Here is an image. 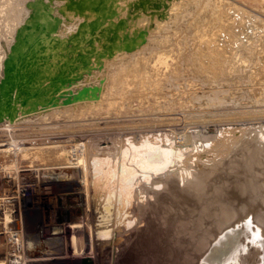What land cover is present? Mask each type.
Wrapping results in <instances>:
<instances>
[{"label":"bare ground","instance_id":"obj_1","mask_svg":"<svg viewBox=\"0 0 264 264\" xmlns=\"http://www.w3.org/2000/svg\"><path fill=\"white\" fill-rule=\"evenodd\" d=\"M30 1L31 0H0V81L3 77L4 60L16 41L15 37L19 28L27 23L28 15V17H30L31 14H34L32 22H41L49 31L56 28V26L51 23L48 5L53 2V0H45L46 2L37 0L33 3V10L29 11L26 8V4ZM120 1L121 0H61L56 2V5L60 6L64 13L62 17L64 21L58 33H49L43 38L47 56L51 54L55 56L59 55L58 58L60 59L61 54H63L60 53V51H65L67 49L69 38L80 31L81 27L86 25L83 28V32L93 30L94 33H96L97 28L100 29L101 27V32L95 34L96 37L93 40V45H86V43L92 39L89 34L86 35L83 42L81 40L80 42L75 41L74 46L69 45L72 49L73 47L79 48V46V49H82V51H86L87 49V54L96 53V57L93 59L90 58V61L92 60L90 70L85 73V77L88 78L86 79V81H88L87 85L73 86L72 88L64 86L62 88L64 92L68 93L73 91L79 94L81 92L79 99L75 100L72 104H66L64 100L60 99V103L57 107L50 106L48 109L40 111L38 114L26 116L23 115L24 113H19V119L15 123L8 121L10 126L8 125V128L6 130L4 129V131L10 133L13 142L7 139L6 141L3 137V140H1L2 142H0V157L1 159L4 158V160L0 162V181L1 179H14L16 180L15 182H17L16 186H18L20 184V181H18L20 180L19 176L24 175L26 179L29 178L32 179V181L34 177L37 179L36 183L38 182V184L41 178V181H43V176L46 180L56 179L57 181L67 182L65 186H68L72 190V194L69 195V197L71 196V200L75 201L74 205H76L77 208L76 210L72 207L75 209V213L72 212L71 214L74 213V215L69 216L71 218H69L70 224H68L70 230L74 231L77 242L73 243L74 246H72L70 240H68L67 237L63 235V231H61L65 229V226L63 227V225L57 224L55 220L46 221L45 219L43 225H45L44 228L50 231L51 241L54 246L56 243L62 241H64V243H62L64 246L59 243L61 246L53 249L51 248L52 243L50 242L49 244V242L47 243L44 239L43 241H39V244L43 246H38L32 242L27 243L23 240L24 237L22 236L23 243L18 247V245L15 244L16 239L15 243L13 242L15 245H13L12 249L8 248V254L3 256H8V258L11 259L9 262L10 264H61L69 259L73 260L76 258H79L82 264L85 259H88L91 264H264V239H261V237H264V47L262 53L256 52V60H253L255 67L251 68L250 71L247 70L250 75L252 74L251 79H245L244 75H240L239 71L235 70L234 67L230 70L229 68H226L227 70H220L223 67H219L220 73H218V71H214L216 66H212L214 70L210 66V64L213 63L211 62V56H203L205 53L202 55L206 57V60H204L205 62L203 61L201 70L203 68V72L209 75V79H213L215 82L225 83L228 76L234 72L241 86H249L244 93L248 94L244 97H250V101L252 102L249 105L248 103L240 105V112L232 114V118L235 119L234 121L240 123H238L237 126L221 127L219 136L205 138L200 128H194V126L198 125V119L196 117L188 119V121H179V119L172 117L165 118L161 123L151 122L145 125L144 129H155L154 131L141 130V132L137 133L129 132L121 134L119 132L110 134L108 137L112 142V146L108 148H102L100 146L99 139L102 136L99 137L97 130L94 132L98 134L96 135L99 138L96 137V135L95 137H91L92 135L88 136L89 134L87 135L83 132L87 136H82L77 139L74 138V144H71L73 141L69 140L68 137L64 138L65 136L59 139L54 138L55 136L65 133V131L63 132L64 128L63 130H59L61 132L57 130L55 131L56 133L52 132L49 134V137H46L47 139L53 137L50 143L46 141V143H35V140L29 141V138L28 140L17 141L18 139L14 138V133L16 131H14L16 128L15 126L30 122L32 117L47 119L49 117L65 115L68 116V121H70V119H76L78 116V109L84 112L91 110L95 117H97L103 111H109L112 108L121 114L122 109L128 107L124 99L122 83L126 81L128 76H135L138 78L139 68L134 65L136 69L130 71L125 68L124 65V67L119 66L117 62V60H120L118 58L122 56L127 57L123 49L125 45L123 40L126 38V34L123 32L120 33V28L124 25L125 19L129 18L126 17L128 10L123 12V9H119L118 11ZM123 1L122 3H124ZM147 1L144 2L143 0L144 4L150 2V0ZM143 2H141V5L139 4L142 6L140 9L146 6L142 4ZM151 2L154 3V1ZM151 4L148 3L147 5L149 6ZM230 4L228 6L232 5ZM129 5L130 4L125 6L129 7ZM132 6H130V8ZM225 8L226 6L224 7V11H226ZM230 8L232 9V7H228L227 9ZM133 9L135 8L133 7ZM146 9L147 7H145L143 11L145 12ZM74 11L83 16H75ZM240 11L234 14L233 9L230 10L231 13L228 10L230 13L228 16L231 17L234 14L232 19L235 18L233 24L235 23L234 25L236 27L234 25L233 27L237 28L235 32L233 31L234 28L232 29L233 36H242V34H244L242 33L243 31L251 33L252 27L255 26H252V21H249L251 19L246 21L248 16H250L249 13L246 12L248 16L246 17L245 15L247 19L244 21L242 19H244L243 15L245 13L242 15L243 11ZM141 12L140 10V13ZM115 14H117V16L113 18ZM133 15L135 16L136 14ZM124 16L126 18H124ZM253 16L254 14H252V17ZM255 16L257 15L255 14ZM130 17L133 18V16ZM226 17L227 16H225V18ZM99 19L101 21H98ZM127 20L129 21L131 19ZM226 20L223 19L224 22ZM241 20L244 21L243 23L245 25L241 22V26H239L240 24L238 23ZM30 22L31 21H29V23ZM201 22L200 24H202ZM128 23L130 24V21ZM222 24L224 25L223 22ZM231 24H229L230 31ZM224 27L227 26L225 25ZM241 27L244 28L243 31H241ZM218 29L216 28L215 31ZM225 29L228 28H224L222 31ZM253 29L255 30V28ZM127 30H125L126 33L129 32ZM254 30H252V32ZM222 31L220 33L221 37L219 38L222 44L217 42L221 45L218 44V46L222 48L225 47V50L231 54L230 56L232 57L237 55L235 54L236 51L239 52V50H243L241 48L242 39L241 42H237L235 39L233 41L231 35L224 34ZM258 31L260 32V30ZM132 32L134 31L132 30ZM137 32L138 31H136L135 34H137ZM145 32H142V34ZM180 34H178V37L181 36ZM260 34L263 36V33ZM130 35L128 37H130ZM139 36L141 35L139 34ZM239 36L237 38H239ZM241 36L240 38H243ZM213 37L216 38L217 36ZM34 38V35H32V40ZM256 38L254 37L253 39L257 40ZM251 39L252 37L250 38V43L253 42ZM248 40L244 41L246 42ZM262 41L263 38L261 39V42ZM134 42L137 41L134 40L133 44ZM139 42L141 41L139 40L138 43ZM232 42H235V46L232 44L234 47L228 44ZM133 44H131V46ZM208 44L205 45L208 46ZM138 45L136 44L135 46ZM205 45L203 46L204 48H201L204 52L207 51ZM127 46H129V44ZM260 47H262V43ZM201 49L199 50L201 51ZM250 49L255 48L250 47ZM203 51L198 54L199 57ZM165 52L164 54L167 53ZM171 52L173 51H170L169 54H172ZM162 53L163 52H161V54ZM66 54L68 55L69 52H66ZM134 54L138 53L135 52ZM241 54L242 53H240V55ZM133 56H131V59ZM176 56H179V54ZM230 56L228 55V58ZM161 57L163 58L164 55L162 54ZM169 57L171 58L170 55ZM203 57L199 60L202 61V59H204ZM134 58L135 57H133V59ZM137 58L138 56L136 59ZM172 58V61H178L177 59L174 60V58L178 57H174L173 55ZM240 58L241 57H239V60ZM61 59L64 60L63 58ZM225 59H221V61L225 62ZM249 60H251V58ZM119 62H121V60ZM136 62L137 61H135V63ZM125 63L122 62V64ZM233 63H235V61ZM238 63L235 64L237 65ZM45 64L47 65L44 67V70L40 71L45 73V76H54L58 73L60 67L57 66L56 68L54 65L53 67H49V62H45ZM225 65H229L228 62ZM175 66L177 67V65ZM235 67L238 68V66ZM169 68L167 69L169 70ZM104 69H107V72L101 75ZM176 70L177 68H175V71ZM213 72H217L218 75L216 73V75H214ZM176 73L178 72L176 71ZM221 74H223V76H221ZM245 75L249 78V74L246 73ZM248 82H250L249 85L247 84ZM79 83L82 84V81H79ZM141 83V80L135 81V83H132V86H138ZM235 86L236 85H234V87ZM223 87L224 86L219 87L222 89L219 93L217 90L211 91V94L207 96L209 98V104H223L222 97L226 94ZM136 88L137 87H134L133 89L137 91L138 89ZM239 93L242 94L243 91ZM239 104L241 103H238V105ZM185 122L188 124H186L183 130H178L177 128L171 130L167 129L166 131L160 130L163 127H177ZM0 127H3L2 124H0ZM68 127L67 129L65 128L67 131H70V129L74 131L73 126ZM115 128L129 130L130 126L127 124H120L119 127L115 126ZM1 130H3V128H1ZM91 131L93 132V130ZM76 132H78V130ZM70 134L72 133L70 132ZM73 136L71 135V138ZM74 152L77 154L76 156H78L76 164L71 161L72 153ZM20 157L22 158V162H19ZM94 159H96L95 162H93ZM23 160L25 161L23 162ZM26 160H40L43 164L41 167L31 166L29 169L24 170V167H28L30 163L26 162ZM45 169L48 170V172L45 171V173L42 174V170ZM22 179L23 177L21 180ZM130 179H133V181L129 183L128 181ZM6 182L12 183L11 180H7ZM8 185L5 184V186H2L0 184V192L3 190V193H0V231H4L3 236L5 239L11 242L15 237L14 235H16L11 231L14 222L9 221L11 218L9 217L10 215H8V210L15 209L14 211L18 213V220L15 222L17 228L25 226L24 220H26V215H29V213L38 215L42 207L52 208L56 216L60 217L59 209L52 205L53 201L47 196L49 194L42 195L38 193V195H36V188H33V194L31 195L33 197L26 199L27 201L23 203L24 201L21 202V199L14 200L15 197L14 199L11 198L14 196L13 191L15 189L13 191V188L6 189ZM29 191H31V189ZM96 191L100 195L102 193H106L105 195H107L111 191H115L116 197L122 194V204H125V200H129L130 203H133V208L130 210L133 217L128 219L133 220L136 218V223L129 227L126 225L125 221L120 219H116V221L114 219L112 222L105 224L106 226H103L105 231H103L102 234L106 237L112 236V238L106 242L97 240L96 236L97 228L95 227V217L92 208L93 193H96ZM16 192L18 193L19 191ZM35 195L38 197H34ZM114 201L116 202V199H114ZM43 225H41V227ZM57 246L58 244L56 247ZM3 248L5 249L7 246ZM72 248L74 252H72ZM4 251H0L1 259V254ZM7 261H9V259ZM7 261L0 264H7Z\"/></svg>","mask_w":264,"mask_h":264},{"label":"rangeland","instance_id":"obj_2","mask_svg":"<svg viewBox=\"0 0 264 264\" xmlns=\"http://www.w3.org/2000/svg\"><path fill=\"white\" fill-rule=\"evenodd\" d=\"M122 1L123 0H121L119 3L120 7L118 6V11H119V9L120 10L123 9L122 10L123 12H126L128 10L127 11L128 14L126 13L127 14L126 17H129V18H126L124 16V18H126L124 25L122 24L123 26H121V28L119 27L121 30L120 33L123 32L126 34L125 37L127 39L125 38L124 39L125 41L123 40V42H125L123 49H124V52L126 53L127 57L122 56V57L118 58L121 60V62H119L120 60H117V62H118L119 66L124 65L125 68H127L130 71L135 70L136 66H137V68H139L138 78H136L135 76H130V77L128 76L126 78V81H123V83H122L124 99L126 100L125 101L126 106H128V107L122 109L121 114H119L118 111H115L112 108L109 111H106V110L103 111L97 117H95V115L93 114V112L91 110L84 112L81 109H78L77 110L78 116L76 117L75 120L70 119V121H68V116H65V115H61L58 117H49L47 119H45V118L40 119V118L32 117L30 122H28L26 124H22V125L17 124L18 126H15L16 128L14 129V131L15 130L16 131L14 133L15 134L14 138L18 139L17 141L26 140V139L28 140V138H29V141L35 140V143H39V142L40 143H43V142L44 143H46V142L50 143V142H52L53 137L48 138V139L46 137H49L50 136L49 134H51L52 132L54 133L57 130H58V132H61L59 130L60 129L63 130V128H64L63 132L65 131V133L59 135L60 137L55 136L54 137L55 139H59V138L65 136L64 138L68 137L69 140L73 141V142H71V144H74L75 139H77L79 137L87 136L88 134H89L88 136L92 135L91 137H93V136L95 137V135L98 133L99 137L102 136L101 137L102 139L101 138L99 139L100 146L102 148H108V147L112 146V142L110 141V139L108 137L110 134L119 133V132L121 134L122 133H129V132L137 133V132H141V130H143V131H154L155 129H149V130L146 128L144 129L145 125L148 123H151V122L161 123L165 118L174 117L176 119H179V121H188V119L196 117L198 119V121H197L198 125L194 126V128H200L201 132L203 133L205 138L219 136V131H220L221 127L237 126V124L240 123V122L234 121L235 119L232 118V114H235V112H240L239 111V107H241L240 105L246 104V103H248V105H249L252 102V101H250V97H244L246 94H248V93H246V94H244V93H245V90H247L249 86H247V85H246V87H244L243 85L241 86L240 85L241 83H238V79H236V73H234V72H232L231 75L228 76V79L226 80L225 83L224 82H215V80L209 79L210 78L209 75H206V73L203 72V68L201 70V67H202L203 61L206 60L205 58L208 56H211V59H212L211 62H213V63H211L212 65L210 64V66L213 70H214L213 67L216 66V69L214 71H218V73H220L219 72L220 70H223V69L227 70L228 68L230 70L231 68L234 67L235 70L239 71L240 75L241 74L244 75L245 79H251L252 74L250 75L249 71L251 68L255 67L253 62L256 60V58H255L256 52L258 51L259 53H262L263 47H264V45H263V41H264V32H263L264 31V29H263L264 28V24H263L264 23V0H156V1L150 0V2L154 1V3L151 2L154 5H152L150 2H148L149 0L148 1L144 0V2L147 1L152 6L151 5L148 6L147 5L148 3L144 4L143 0H131V1L130 0H124L123 1L124 3H122ZM132 1H133V3H132ZM136 2L137 3L140 2V3L137 4ZM141 2H143L142 3L143 5H146L142 9H140L142 7V6H140ZM121 3L123 6L121 5ZM127 3L130 4L129 7L125 6V5H128ZM226 3H228V4H226ZM229 4L231 6H228ZM132 5H134V6H132ZM124 6H125V8H128V9H125ZM130 6H132V7L130 8ZM137 6H138V8H137ZM225 6H226V8H225L226 11H224ZM227 6L232 7L234 14H235V12L242 10L243 12L240 11V12H242V15L245 13L243 15L244 19H242L244 21L247 19V18H245V15H246V17L248 16L247 13H249V15L251 17H252V14H254V16L252 18L250 16H248V19L246 21L251 19L249 21L250 22L252 21L251 22L252 26L255 25L252 27V30H254L253 28H255V30L253 32L251 30V33L244 32L243 31L244 28H242V27L245 24L243 23L244 21L241 20L238 24H240L241 22L244 24V25L242 24L243 26L241 27V31H243L242 33H244V34H242V36L240 35L243 38H240V36L238 34L237 35L239 36V38H237L238 36H235V35H234L235 36L234 37L232 35V33H233V31L235 32V30L237 29V28H235L236 27L234 25L235 23L233 24V22H235V21H233V20H235V18L232 19L233 15H234L233 13H232L233 15L231 17L228 16V15H230V13H231L230 10H232V9L231 8L227 9L228 8ZM233 6L235 7V9ZM133 7L135 9H133ZM145 7H147V9L150 7L148 9L149 11L146 9V11L144 12L143 10L145 9ZM244 7H245V10H247V11L244 10ZM57 8H58V6H57ZM138 9H139V11H138ZM132 10H134L135 12ZM140 10L142 11L141 12L142 14L140 13ZM228 10L230 13L228 12ZM139 13H140V15H139ZM129 14H131V15H129ZM133 14H136L135 16H137V17H135ZM255 14L257 16H255ZM223 15H225L231 19H228L226 17L227 18V20H226L225 16H223ZM130 16H133V18H131ZM221 17H222V20H221ZM127 19H131V20H129L130 24L128 23L129 21ZM223 19L226 21L224 22ZM227 21H229V22H227ZM231 21H232V24H231ZM200 22L202 24H200ZM222 22L224 23V25L222 24ZM226 22H227V24H226ZM261 22H262V24H261ZM125 23H126V25H125ZM257 23H259V24H257ZM229 24H231V31L229 29L230 28ZM119 25H121V24H119ZM225 25L227 27H224ZM233 25L235 27H233ZM258 25H260V26H258ZM239 26H241V24ZM179 27H180V30H179ZM259 27H261V28H259ZM124 28H126V29H124ZM131 28L134 32H132ZM216 28L217 29L218 28H220V29L221 28L222 29L228 28V29L224 30V31H228V32H224V31H222V29L221 30L218 29L217 31H215ZM233 28H234V30L232 31ZM125 30H127L129 32L126 33ZM135 30L138 31L137 34H135L136 33ZM258 30H260V32ZM218 31H220V32H218ZM221 31L224 34H228L229 36L231 35V39L233 41H234V39L237 42H241L243 40V42L241 43L242 45L240 44L241 48L243 50L242 51L239 50V52L242 53L241 54L242 56L240 55V53L238 51H236L235 54H237V55H234L232 57V56H230L231 54H229L225 50V47L224 48L220 47L221 46L220 44H222V43H220V40H219V38L221 37V35H220ZM229 31H230V33H229ZM246 31H247V29H246ZM131 32H132V34L130 35ZM142 32H145L146 34L145 33L142 34ZM180 32H181V34H180ZM260 33H263V36ZM139 34L141 36H139ZM178 34H180L181 36L178 37ZM245 34H247L248 36ZM129 35H130V37H128ZM218 35H220V36H218ZM213 36H217L216 37L217 39L214 38ZM245 36H247V37H245ZM248 37H249V40H248ZM251 37H252L251 41L253 40V42L250 43L249 41H250ZM254 37L255 38L257 37L256 38L257 40L253 39ZM133 38L135 41H137V42H134V44H133V41H134ZM141 38H144V39H141ZM259 38H260V40H259ZM262 38H263V41L261 42ZM139 40L141 42L138 43ZM216 40H219V41H216ZM244 40H248V41H246L248 45L246 44V42ZM258 40H259L260 44H259ZM217 42H219L220 44ZM252 43H253V45H252ZM261 43H262V47H260ZM128 44L130 47L127 46ZM131 44H133V45L131 46ZM136 44L137 45L139 44V45L135 46ZM203 44L204 45L208 44V46L210 45L209 47L205 45V47L207 49V51H205V52L203 51V49H201V48H204ZM218 44L220 46H218ZM228 44L231 46H233L232 44H234V46H235V42L228 43ZM133 46L135 48L136 47L138 48V49L136 48L137 51L138 50H140V51L137 52ZM176 46H177V48H176ZM256 46H258V47H256ZM131 47H132V49H131ZM245 47L248 50H246ZM250 47L251 48L254 47L255 49H250ZM199 49H201V51H203L200 55L202 56L205 53L203 56H206V57L202 56L204 58V59H202V61L199 60L200 58H202L201 56L199 57V55H198L201 52ZM209 49H211V50H209ZM223 50H224V52H223ZM170 51H173L171 53L174 55V57H178V58H174V60L177 59L178 61H176V60H175V62L172 61L173 55L169 54ZM135 52L138 54H134ZM161 52H163L162 53L164 55L163 58L161 57L162 56ZM164 52L167 55L164 54ZM243 53H244V55H243ZM178 54H179V56H176ZM165 55L168 58H170L169 57V55H170L171 58L168 59ZM181 55H183V56H181ZM221 55H222V58H221ZM228 55L231 57V58L229 57L230 61H229ZM131 56L135 57L134 58L135 60L132 57L134 63H135V61H137L135 64L133 63ZM137 56H138V58L136 59ZM223 56H224V58H223ZM248 56L251 58V60H249L250 58ZM239 57H241L240 60H239ZM122 58L123 59L127 58V59L123 60ZM225 58H227V59H225ZM221 59H225L226 61L222 62ZM237 59H238V61H237ZM159 60H161V61H159ZM231 60L233 62L235 61V63H238L239 61L240 62L236 65ZM122 62L123 63L127 62V63L122 64ZM173 62H174V64H173ZM227 62L229 65H225V64H227ZM155 64H157V65H155ZM161 64H162V66H161ZM230 64H233V65H230ZM234 64H235V66H238V68L235 67ZM249 64H250V66H249ZM134 65H136V66H134ZM175 65H177V67ZM204 65H205V63H204ZM204 65H203V67H204ZM239 65L241 66V68ZM126 66H128L129 68ZM169 66H170V68H169ZM230 66H232V67H230ZM132 67H134V68H132ZM155 67H156V69H155ZM173 67H174V70H173ZM198 67H199V69H198ZM219 67L220 68L223 67V68L220 69ZM246 67H247V69H246ZM167 68H169V70ZM171 68H172V70H171ZM175 68H177L176 71L178 73H176ZM170 70H171V72H170ZM247 70H249V71L247 72ZM106 72H107V69H104L101 72V75H103ZM245 72L247 74H249L248 75L249 78H247V75H245L246 74ZM215 73L217 74V72H213L214 75H216ZM219 76H220V74H219ZM221 76H223V74H221ZM84 79L85 80L82 81V84H80L81 82L80 83L77 82L76 85H74V87H77L79 85H87L88 81H86V79H88V78L85 77ZM139 80L142 81V83L140 85L132 86V83H135V81H139ZM217 80H219V79H217ZM83 83H85V84H83ZM249 83L250 82H248L247 84L249 85ZM234 85H236V86L234 87ZM220 86H224L223 90L226 92V94L223 95V97H222L223 104H221V103L216 104V105L209 104L208 103L209 98L207 96L211 94L212 90H217V92L219 93L222 90L221 88H219ZM134 87H137L136 89H138V90L135 91V89H133ZM235 88H237V89H235ZM239 88H241V89H239ZM243 88H244V90H243ZM241 91H243L242 94L239 93ZM238 103H241V104L238 105ZM248 111H250V110H248ZM63 116H65V117H63ZM55 118H57V119H55ZM42 119H44V120H42ZM35 120H36V122H35ZM241 123H244V122H241ZM9 124L10 123L8 121H6L5 123L2 124L3 127H0V142H2L1 140H3V139H5V140L7 139L10 141L13 140V138L11 140L10 133L9 132L7 133V131H4V129L6 130L8 128ZM120 124H127L128 126H130V129L129 130H126L124 128L123 129L122 128L116 129L115 126L119 127ZM186 124H188V123L185 122L184 124H182L180 126L171 127V128L163 127L160 130L166 131L167 129L171 130L173 128H177L178 130H183V128L186 126ZM24 126H26V127H24ZM66 126L67 127L73 126L74 131H72V129H70V131H67ZM76 126H78V127H76ZM4 127H6V128H4ZM191 127H193V126H191ZM1 128H3V130H1ZM29 128H30V130H29ZM54 128H56V129H54ZM52 130H54V131H52ZM77 130L80 133L76 132ZM91 130H93V132ZM96 130H97V133L95 134L94 131H96ZM98 130H100V131H98ZM38 131H40V132H38ZM42 131H43V133H42ZM70 132L72 134H70ZM73 132L75 134L78 133V134H76L77 137L75 136V134ZM83 132L86 133L87 135L84 134ZM87 132H89V133H87ZM35 133H36V135H35ZM44 133H46V134H44ZM47 133H48V136H47ZM66 133H67V135H66ZM39 134L42 136H40ZM43 134H44V137H43ZM16 135L17 136L19 135V136L17 137ZM71 135L72 136L74 135V136L71 138ZM97 135H96V137H98ZM5 136H6V138H5ZM36 136H38V137H36ZM39 136H40V138H39ZM2 137H3V139H2ZM7 137L8 138L10 137V138L8 139ZM23 137H24V139H23ZM36 140H38V141H36ZM76 155L77 154L75 152L72 153L71 161L74 164H76V162H77L78 156H76ZM20 158H19V162H22V158H21V160H20ZM0 159H1V157H0ZM3 160H4V158H2L0 160V162H2ZM24 161L25 160H23V162ZM26 162H28V163L30 162V163L28 164L29 165L28 167H26V168L24 167V170L29 169L31 166L41 167V165L43 164V162L40 160H36V161L26 160ZM36 162H38V163H36ZM36 164H38V165H36ZM0 165H1V163H0ZM45 171L48 172V170L45 169V170H42V174L45 173ZM49 171H52V170H49ZM22 177H23V179L21 180ZM19 179L20 180H18V181H20V184L18 182V184H19L18 186H16L17 182H15L16 180H14V179H1L0 184L2 186H5V184H7V185L9 184L6 189H12L13 188L12 191L15 189L13 191L14 196H12L11 198L14 199V197H15L14 200L21 199V202L24 201L23 203H25L27 201L26 199H30L33 197V196H31L33 194V191H32L33 188H36L35 189L37 192L36 195H38V193H41L42 195L43 194H49L47 196L50 197L51 200L53 201L52 205L54 207L56 206L59 209L58 211L60 213V217L56 216V214L54 213L52 208L42 207L41 210H39L38 215H36L35 213L34 214L29 213V215H26L25 216L26 220H24L25 226L22 228H17L15 222L18 220V213L14 211L15 209L8 210L9 211L8 215H10L9 217L11 218V220L9 219V221L14 222L13 223L14 225L12 226L13 230L11 229V231H13L16 235H14L15 237L10 242L8 239L4 238V236H3L4 231H0V247H1L0 251H4L6 249L1 254L2 259L0 258V263H4L9 259V261H7L8 262L7 264H10L9 262L11 261V259L8 258V256H3V255L8 254V248L12 249L13 245L17 244L19 247L20 244L23 243L22 242L23 237H24L23 240H25L27 243L32 242L38 246H43V245L39 244V241H41V240L43 241V239L46 240L47 243L49 242V244H50V242L52 243L51 236H50L51 233L47 228H44L45 225H43L45 219H46V221L55 220L57 222V224H61V225H63V227L65 226L64 227L65 229H63L61 231H63V235H65L67 237V239L70 240V243L72 244V246H74L73 243H76L77 241H76V236H75L74 231L70 230V228H69V224H70L69 218H71L69 216L74 215L75 209L77 210V208H76V205H74L75 201L71 200V198H72L71 196H70L71 198L69 197V195L72 194V190L68 186H65V184L67 182L60 181V180L57 181L56 179L46 180L44 178V176H43V181H41L42 178H41V180H39L40 181L39 184H38V182L36 183L37 179H35L34 177H33V181H32V179H29V178L26 179V177H24V175H20ZM7 180H11L12 183L6 182ZM55 182H57V183H55ZM29 185H31V186H29ZM19 188H21V189H19ZM23 188H26V189H23ZM47 188H49V189H47ZM66 188H68V189H66ZM30 189H31V191H29ZM1 191L2 192H0V193H3V190H1ZM16 191H19V192L17 193ZM36 195L34 197H38ZM66 202H67V204H66ZM0 204H1V202H0ZM72 207H74L75 209ZM72 212H74V213L71 214ZM13 215H14V217H13ZM75 215H77V214H75ZM50 218H51V220H50ZM65 220H66V222H65ZM34 224H35V226H34ZM41 225H43V226L41 227ZM37 226L40 228H38ZM20 230H21V232H20ZM23 230H24V232H23ZM30 231H32V232H30ZM1 232H2V234H1ZM20 233H21V236H20ZM16 236H17V238H16ZM15 240H16V243H15ZM18 242H20V243H18ZM26 242H25V244H26ZM59 243L62 244V243H64V241L56 243V245L58 244L57 247H56V245L54 246V244L52 243L51 248H53V249L59 248V246H61V244H59ZM17 245H16V247H17ZM6 246H7V248L4 249L3 247H6ZM62 246H64V245L62 244ZM38 249H41V248H38ZM77 249H78V247H77ZM73 250L74 249L72 248V252H74ZM5 258L6 259L8 258V259L6 260ZM73 260L69 259V260L62 262V263L63 264H69V263L70 264H82L81 260L79 258H76ZM76 260H78L79 262Z\"/></svg>","mask_w":264,"mask_h":264},{"label":"water","instance_id":"obj_3","mask_svg":"<svg viewBox=\"0 0 264 264\" xmlns=\"http://www.w3.org/2000/svg\"><path fill=\"white\" fill-rule=\"evenodd\" d=\"M36 1L27 2L26 8L29 11L33 10V3ZM59 1L61 0H53L48 4L51 23L56 26L54 30H47L41 22H32L34 14H31L30 17L27 16V23L21 26L16 34V41L3 64V77L0 81V124L6 121L15 123L19 119V113L31 116L48 109L50 106L57 107L60 99L64 100L66 104H72L81 95V92L79 94L73 91L70 93L64 92L62 88L64 86L72 88L77 82L84 80L85 73L91 68L92 60L90 61V58L96 57V53L87 54V49L82 51V49H79L80 46L72 49L69 45L74 46L75 41L80 42L81 40L83 42L87 34L91 35L92 39L86 45H93L95 34L101 32V27L100 29L97 28L96 33L93 30L83 32L86 25L81 27L80 31L69 38L67 49L60 51V53H63L60 57L64 60L59 59V55L51 54L47 56L43 38L49 33H58L63 26L64 18L62 19V17L64 13L61 7L58 6L57 8L56 5V2ZM74 13L75 16L80 15L76 11ZM116 16L117 14L113 18ZM29 21L31 22L29 23ZM32 35L35 37L33 40ZM66 52H69V54L67 55ZM45 62H49V67H53V65L56 68L57 66L60 67L58 73L54 76H45V73L40 72L47 65ZM132 181L133 179H130L128 182ZM105 194L100 195L96 191V193H93L92 199L95 227L97 228L96 236L97 240L101 242H106L112 238V236L106 237L102 232L105 231L103 226L114 219L115 221L116 219L125 221L128 227L136 223V218L133 220L128 219L133 217L130 212L133 208L132 202L125 200V204H122V194L116 197L115 191ZM114 199H116V202ZM83 264H91V262L85 259Z\"/></svg>","mask_w":264,"mask_h":264},{"label":"snow or ice","instance_id":"obj_4","mask_svg":"<svg viewBox=\"0 0 264 264\" xmlns=\"http://www.w3.org/2000/svg\"><path fill=\"white\" fill-rule=\"evenodd\" d=\"M261 239H264V237H261Z\"/></svg>","mask_w":264,"mask_h":264},{"label":"built area","instance_id":"obj_5","mask_svg":"<svg viewBox=\"0 0 264 264\" xmlns=\"http://www.w3.org/2000/svg\"><path fill=\"white\" fill-rule=\"evenodd\" d=\"M23 189H26V188H23Z\"/></svg>","mask_w":264,"mask_h":264}]
</instances>
